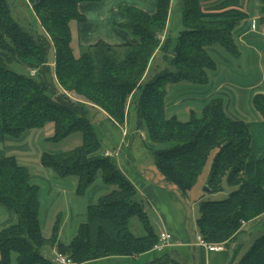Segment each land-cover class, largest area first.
I'll return each instance as SVG.
<instances>
[{"label": "trees", "instance_id": "16d2710c", "mask_svg": "<svg viewBox=\"0 0 264 264\" xmlns=\"http://www.w3.org/2000/svg\"><path fill=\"white\" fill-rule=\"evenodd\" d=\"M22 1L34 14L41 34L20 26L12 16L13 4L0 0V59L27 71L16 73L0 61V136L18 140L46 123L53 126L52 141L80 132L79 147L44 153L41 166L59 179L75 178L76 195H84L98 174L110 191L86 208L85 222L68 244L58 240L59 221L45 239L38 219L37 186L13 156L3 157L0 206L14 213L16 221L0 230V264H9L11 253L16 264H52L45 257L52 248L76 264H92L148 253L158 243L142 203L136 201L135 187L114 158L101 155L90 111L104 114L118 126L130 115L133 130L145 134L144 147L160 184L182 201L215 151L206 182L209 193L221 192L223 182L234 190L223 200L199 204L197 235L205 243H232L244 232L243 225L260 217L257 224L264 230V95L251 100L260 117L256 122L231 119L219 98L211 99L199 113L191 112L185 122L165 114L168 85L208 83V72L216 68L209 49H220L231 58L239 55L233 32L245 19L238 10L240 0H221L205 8L202 0H180L182 30L176 38L163 37L170 0H157L153 15L123 7L125 19L115 26L137 42L113 46L99 41L82 48L77 57L70 23L84 21L79 3L99 0ZM157 59L168 68L159 70L156 65L150 70ZM133 217L143 224V236L130 233L128 221ZM243 247L236 245L229 264L236 259L237 264H264V232L242 253ZM147 264L172 263L160 257Z\"/></svg>", "mask_w": 264, "mask_h": 264}, {"label": "crops", "instance_id": "0c3cea01", "mask_svg": "<svg viewBox=\"0 0 264 264\" xmlns=\"http://www.w3.org/2000/svg\"><path fill=\"white\" fill-rule=\"evenodd\" d=\"M219 1L221 0H202L201 6L205 8ZM179 2L180 0H170L163 37L176 38L182 30L176 13ZM123 7H134L153 15L157 8V0H99L95 3H79L77 10L84 17V21L70 23L72 49L75 46L80 52L82 48L99 41L113 46L135 44L137 41L127 31L115 26L125 19ZM238 10L245 16L233 32L239 55L231 58L220 49H209L208 52L215 61L216 68L208 72L206 85L195 86L182 82L166 87L167 118L174 116L179 121L185 122L191 112L199 113L211 99L219 98L223 102L224 112L231 119L247 123L260 119L251 105V100L257 94L264 95V45L260 40L263 31L261 21L264 16V0H240ZM252 20L256 22L255 30H251ZM99 114L105 119L106 128L101 151L119 148L117 166L135 187L137 194L151 207L156 220L152 222L156 226V231L153 229L155 234L158 236L160 232L165 231L171 236L168 246L160 252L152 250L137 256L112 257L101 261L121 259L130 261V264H147L154 258L166 257L172 264H229L232 252L238 243L224 244L223 250L219 252H209L196 244V237L191 236L186 227V210L183 201L171 189L160 184V178L155 171L149 172L145 169L142 159L146 152L141 146L145 137L140 139L138 133L130 127L131 116H128L123 125L118 126L109 121L104 114ZM29 132L18 140L0 136V159L13 156L18 161L13 155L15 152H30L28 143L24 141ZM51 173H53L51 170L44 173L47 177L29 174L30 181L40 179L48 184L47 196H52L55 190H58L52 184V181L58 180ZM96 180L100 181L99 174ZM61 183L70 185V191L64 189L68 204L66 214H60L56 220L59 221L58 240L61 242L62 237L59 233L65 231L68 241L63 240L61 243L68 244L76 234L79 218L86 216V212L83 214L82 211L75 209V203L70 199V192H75L76 189V180ZM109 191L110 188L101 183L93 184L87 191L86 208L96 202L99 193ZM60 195L63 197L62 190L54 194L53 200L48 204V210L57 202ZM15 219L14 213L8 211L4 214L0 227ZM55 252V248H52L45 254L51 259ZM237 261L238 259L233 264H237Z\"/></svg>", "mask_w": 264, "mask_h": 264}, {"label": "rangeland", "instance_id": "374dc122", "mask_svg": "<svg viewBox=\"0 0 264 264\" xmlns=\"http://www.w3.org/2000/svg\"><path fill=\"white\" fill-rule=\"evenodd\" d=\"M8 3L11 5L13 4V13L12 16L16 19V21L19 23L20 26H22L24 29H27L32 32L34 35H40L41 34V27L39 26L38 21L36 20L34 14L32 13L31 9L28 8L26 5H22V0H8ZM180 4V2H179ZM179 6V5H178ZM176 13L178 14L179 23H180V14L179 11L176 10ZM73 53L77 57L79 55V51L76 49V47H73ZM51 56L49 58V62H51ZM2 63L9 66L10 69L15 71L19 74H27V71L22 68L21 66L17 64H12L10 61L8 63L6 60L0 59ZM157 65L158 69H165L168 68L166 64L161 60H156L154 63H152L150 70H154L155 66ZM150 71V75H151ZM146 81V80H145ZM92 115V116H91ZM94 115V116H93ZM90 117L93 119V127L96 131L97 137L100 139L101 144L105 140L104 133L106 131L105 124H104V118L98 113L95 114L94 111H90ZM51 123H46L44 126L35 128L30 130L28 135L25 137L24 141L28 143V147L30 148V152H15L13 155L17 158L18 165L25 167L30 175H44V173L49 172L48 169L41 166L40 159L41 156L44 153L48 154H58V153H64L69 152L77 147H79L82 144V134L80 132H74L70 134L69 136L59 140V141H52V128ZM130 127L133 129V122L131 123ZM143 134L145 137V134L143 131H139L138 135ZM26 135V133H25ZM25 135H23L21 138H23ZM140 139H142L140 137ZM145 141V140H143ZM103 145V144H102ZM141 146L144 147V142H142ZM145 149V155L142 159V163L145 167V169L149 172H154V165L152 156L148 152V150ZM102 150V149H101ZM101 152V151H100ZM215 154V151H212L210 155L208 156L202 171L198 177V181L196 185L190 189V191L187 194L186 199L183 201L185 210H186V227L187 230L190 232L191 236L196 237L197 236V223L196 220L199 216L198 207L201 202H207V201H220L227 197L228 193L234 188L229 187L224 182L222 183V191L219 193H205L203 191L204 186H206L208 174L210 171V165L212 158ZM116 164H118V158L114 159ZM55 178L58 180L57 182L52 181L53 186L58 189L55 190L52 196H47V188L48 184L40 179H33L31 181L32 184L36 185L38 188V201H39V209H38V219L41 227L42 235L45 239L50 238L52 234L53 226L57 220V217L60 214H66V207H67V196L65 195L64 189L69 190L70 185H63V181L69 182L70 180H76L75 178H67L65 180H61L56 175H54ZM44 177H47L44 175ZM100 181L96 180L94 184H100L98 183ZM102 184V183H101ZM63 191V197L60 195L57 199V202L52 206L50 210H48V204L51 200H53L54 194H56L58 191ZM70 191V190H69ZM70 199L74 201L75 209H78L79 212L82 211L83 214L86 212V200H87V192L82 195H76L75 192H70ZM104 192L99 193L97 198L101 195H103ZM96 201V200H95ZM136 201L139 203H142L144 207V211L146 212L150 225L153 227V229L156 231V226L152 223L155 222V215L153 214V211L151 207L148 205V203L140 197L139 194L136 196ZM96 203V202H95ZM78 204V205H77ZM78 207V208H77ZM46 210H48L46 212ZM8 211L0 207V223L4 219V214H6ZM260 217L259 219H261ZM251 221L247 223L246 225H243L244 232L234 241L232 244L241 243L243 244V250L242 253L245 252L248 247L252 244L254 239L258 237L262 232H264L263 229H261L260 225H258V220ZM16 219L9 223L5 224L0 227V229L8 227L12 224H14ZM77 224H81L85 222V216L82 218H79ZM129 231L132 235L139 237L144 235V227L143 224L135 217L130 218L128 221ZM59 235L62 237L61 242L68 241L66 240L67 234H65V231L62 233H59ZM68 239V238H67ZM230 244V243H227ZM46 258H49V255H45ZM9 264H16V255L14 253H11ZM92 264H130V261L128 260H121V259H114L110 261H96Z\"/></svg>", "mask_w": 264, "mask_h": 264}, {"label": "built area", "instance_id": "2783aa9c", "mask_svg": "<svg viewBox=\"0 0 264 264\" xmlns=\"http://www.w3.org/2000/svg\"><path fill=\"white\" fill-rule=\"evenodd\" d=\"M261 25L263 27V31L261 34V43L264 45V16L261 21ZM256 22L254 20L251 21V30H255ZM163 37H161L162 39ZM30 76L34 75V72L29 73ZM140 137H144L143 134L139 135ZM120 150L119 148L113 149V150H104L101 151V155L104 157H110L117 159L119 157ZM196 244L199 246H202L209 252H219L223 250L222 244H207L205 243L202 238L197 235L196 236ZM171 240V236L169 233L162 231L158 235V243L153 247L154 251L160 252L162 251L166 246H168V243ZM52 264H76L74 263L68 256L60 254L58 252H55L53 257L50 259Z\"/></svg>", "mask_w": 264, "mask_h": 264}, {"label": "water", "instance_id": "95a60500", "mask_svg": "<svg viewBox=\"0 0 264 264\" xmlns=\"http://www.w3.org/2000/svg\"><path fill=\"white\" fill-rule=\"evenodd\" d=\"M203 191H204L205 193H209V188H208V186H204Z\"/></svg>", "mask_w": 264, "mask_h": 264}]
</instances>
